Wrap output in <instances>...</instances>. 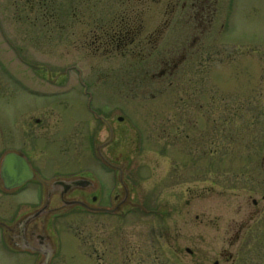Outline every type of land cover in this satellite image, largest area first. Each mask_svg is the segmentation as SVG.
Returning a JSON list of instances; mask_svg holds the SVG:
<instances>
[{
  "label": "rangeland",
  "instance_id": "obj_1",
  "mask_svg": "<svg viewBox=\"0 0 264 264\" xmlns=\"http://www.w3.org/2000/svg\"><path fill=\"white\" fill-rule=\"evenodd\" d=\"M96 1L53 0L48 4L52 21L48 24L36 12V0H28V6L27 0H0V151L14 148L29 154L45 177L54 171L61 175L89 172L99 186L93 204L112 208L110 197L116 194L119 202L123 189L96 159L95 148L103 145L101 153L125 165L129 185L119 214L73 209L52 221L51 228L47 226L55 251L52 264H120L113 254L127 245H136L133 248L138 251L130 264H264V0H230L228 4L209 0L216 11L211 31L204 34L210 49L194 66L201 85L199 92L192 93L168 86L166 79L152 78L154 55L147 62L120 51L106 56L102 48L90 54V43L83 35L92 26L91 16L95 23L98 20L95 6L91 7ZM118 1L99 0L97 5L108 7L111 19ZM147 1L143 7L148 10L140 16L143 34L154 35L160 59L171 45L177 51L186 36L190 40L186 21L195 20L188 10L181 11L183 0ZM99 13L100 8L101 17ZM222 15L227 22L219 33ZM74 66L91 93L92 109L108 113L114 135L108 146L111 135L88 112V96ZM187 100L195 107L189 108L190 148L210 152L204 157L189 153L185 173L189 181L171 191L164 177L176 174L174 164L181 171L182 163L155 156L153 149L166 144L154 141L152 124L155 112L167 116L172 102ZM118 116L122 122L116 120ZM39 117L40 125L28 122ZM212 118L217 122L213 129L208 127ZM197 122L201 126L194 125L193 130ZM22 128L33 129L40 138L34 140L29 134L27 138ZM156 180L161 182L155 184ZM156 186L162 202H168L170 194L179 198L181 210L170 211L167 219L150 216V209L157 206L155 192H160ZM187 186L189 194L181 197L180 189ZM73 196L92 203L97 193ZM57 199L51 205L57 206ZM34 203L36 195L27 188L13 200L12 209L26 212ZM8 219L0 216L4 226ZM37 261L36 254L11 246L0 230V264Z\"/></svg>",
  "mask_w": 264,
  "mask_h": 264
},
{
  "label": "flooded vegetation",
  "instance_id": "obj_2",
  "mask_svg": "<svg viewBox=\"0 0 264 264\" xmlns=\"http://www.w3.org/2000/svg\"><path fill=\"white\" fill-rule=\"evenodd\" d=\"M38 2L37 10L36 12L39 13V17L42 21L45 23L50 24L52 21L49 20L48 13V7L45 3V0H36ZM96 4H92V8L95 6L96 11V19H98V12L99 8L101 9V23L99 20L97 22H94V19H92L93 15L91 16L92 26L90 30L86 32L83 36H85L84 40L88 41L90 43V54L94 55L96 52H99V49L102 48L103 54H106V56L110 55L111 52H121L123 55L126 54L127 56H135L139 58V60L147 61L154 55V59H156V63L154 65V72L150 75L152 78H158V79H166L168 86H175L176 89L180 90L181 92H199V87L201 85L200 79L195 77L199 71L195 70L194 66L197 61L201 59H205L203 57V54L206 50H209V44H205V33H209L211 31V22L212 18L215 14V8L213 7L214 4L210 3L209 0H183L181 5V11H186L191 14L190 18L195 20L193 22L186 21V34L191 35L192 37L190 40L185 38L181 42V46L179 48H175V45H171L170 52L167 54L166 57H162L160 59L156 58V49L157 48V42L152 41L153 34H150L148 32H145L143 34V21L142 19L136 14L139 11H137V7L140 5L134 6L130 1H137V2H144L146 3L147 0H119L118 4V12L114 13L113 15V22H110V9L108 7H104V5H101V7L98 8L97 2ZM77 2V1H76ZM127 2V4L124 5V3ZM91 3V0H88V4ZM29 2L27 0V6ZM25 6H20V9L18 8V11H23V8ZM30 10H33L34 7L32 4L29 5ZM122 9H121V8ZM124 7V8H123ZM146 10V9H144ZM29 11V9H28ZM95 11L93 13H95ZM104 12V15H103ZM187 17L189 18V15L187 14ZM56 19V17H55ZM58 19V18H57ZM59 20V19H58ZM43 22V24H44ZM56 23V20L54 21ZM100 23V24H99ZM193 27H190V26ZM145 29V28H144ZM157 38V37H156ZM180 49V53H178V50ZM159 55V54H158ZM160 57V56H158ZM158 59V60H157ZM153 68V66H152ZM153 70V69H152ZM148 73L147 70H145ZM195 89V90H193ZM174 104V105H173ZM195 108L191 105V101H178L176 103L172 102V105H169V112L167 113V116H160L159 112H155V120L152 124V136L154 141H157L163 145L166 144V148H160L158 145L153 149L154 154L157 153L155 156H164L168 157V160L170 162L176 161L180 162V169L181 171H178V164H174V167L177 169L176 174L171 172L170 177H164L166 186L172 187L171 191H173L174 188H180L182 187L185 182H188L189 179L186 176L187 171V163H190V159L187 160V156H189V153L193 154H199L197 156L204 157L206 152H210L208 149L203 150L201 152L200 149H191V135H193L190 131L191 126V119L189 117V108ZM203 106L199 105L197 109H201ZM34 121L35 124L40 125L41 124V118L38 119L31 118L28 120V122ZM209 122V127L212 126V129L216 127V119L212 118V122ZM34 124V123H33ZM199 127L201 124L199 122L193 124L192 128L195 130L194 127ZM35 127L34 125H32ZM28 127V126H27ZM206 128V126H204ZM203 127V129H204ZM104 128V127H102ZM205 130V129H204ZM216 129H214L215 131ZM23 133H25L26 137L28 138L29 135H31L32 139L37 140L35 138H40V135H36L35 131L32 129H21ZM206 131V130H205ZM29 134V135H28ZM50 136L54 135L55 132L49 133ZM30 137V138H31ZM209 137L207 141L210 139ZM195 140V139H194ZM173 146V147H171ZM11 149H2L0 151V165L2 162L3 154ZM18 151V150H17ZM27 163L29 164V167L31 171L40 179L43 180H51L58 177H71L73 176L72 173H63V175L60 174V171H54L53 174L49 175L48 177H45L42 175L41 168L39 164H37V159L35 160L33 157H31L29 154H26L25 152H21ZM217 151L215 150V153ZM112 161L117 162V160H114L111 158ZM157 162V161H156ZM154 168H157L159 166V163L156 164ZM105 168V167H104ZM109 168H106V172L109 173ZM184 172V173H183ZM214 172V171H213ZM3 176V175H2ZM1 176V170H0V216L10 218L7 220L8 223L14 222L16 219L19 218L22 214L25 212H20L17 210L14 212L12 209L13 200L16 198V196L21 192L24 191L27 188H30L33 190L34 194L36 195V201L39 203L42 202L43 199V187L41 186V183L36 179L32 178L31 180L26 181L23 185H21L18 188L15 189H5V185L7 183L8 186H11L13 183L12 181H9L8 179L5 181L3 180ZM161 180H156L155 184L160 183ZM159 189L160 192H155V197H153V200L156 202L157 206L153 208V212L150 213V216L153 217H160L162 220L164 217L167 219L171 215L172 212L170 211H177L181 210V205L179 198L173 196L172 194L169 195V198L167 197L165 200L168 202H162L161 196L159 193H161L160 187L156 186V189ZM180 196L184 197L185 194H189L188 192V186L185 188V190L180 189ZM77 194V192L73 191V193H69L68 198L75 197L73 195ZM117 196V195H116ZM262 199H264V194L262 195ZM97 201H95L96 203ZM252 204L257 207V202L251 201ZM154 204V202H153ZM25 205V204H22ZM19 205V206H22ZM36 205H32L30 209H28L26 212L30 211L35 208ZM159 206V208H158ZM162 207V208H161ZM264 209V208H263ZM159 218V219H160ZM233 225V224H232ZM243 227V226H242ZM241 227V228H242ZM234 228L237 229V223L234 224ZM240 228V230H241ZM238 237V235L236 236ZM136 245H127L126 248L122 252H117V254H113V259L117 258L125 263L132 262V259L136 258V254L138 251L133 248ZM177 253H180V249H174ZM185 252H189L190 255L192 254V251H190L188 248H184ZM115 253L114 251H112ZM123 255V256H122ZM92 258V256H91Z\"/></svg>",
  "mask_w": 264,
  "mask_h": 264
},
{
  "label": "water",
  "instance_id": "obj_3",
  "mask_svg": "<svg viewBox=\"0 0 264 264\" xmlns=\"http://www.w3.org/2000/svg\"><path fill=\"white\" fill-rule=\"evenodd\" d=\"M101 146L98 147V150H100ZM26 168L27 166L22 158L14 153H8L3 158L1 165L3 179L12 181L13 184L15 183V186L20 185L25 179L32 177L31 173L28 172ZM93 187L94 184L92 182L82 179H77L72 182L61 181L59 183L56 182L52 185H49L47 199L44 206L39 210L23 217L15 225L16 227L14 229L7 228V240L9 244L21 250H29L40 253L42 257L38 264H48L53 253V247L50 238L45 232L46 218L54 211H61L75 205L81 206L91 211H97L98 209L90 208L87 204L80 200L67 201L64 199V193H66L68 190H71V188L93 189ZM56 192H60V205L55 208H51L49 200L51 195ZM116 209H113L110 212H114ZM29 223H34V225L30 226Z\"/></svg>",
  "mask_w": 264,
  "mask_h": 264
},
{
  "label": "trees",
  "instance_id": "obj_4",
  "mask_svg": "<svg viewBox=\"0 0 264 264\" xmlns=\"http://www.w3.org/2000/svg\"><path fill=\"white\" fill-rule=\"evenodd\" d=\"M53 0H45V3L47 6L48 4L52 3ZM78 3H80V0H76ZM38 3V2H37Z\"/></svg>",
  "mask_w": 264,
  "mask_h": 264
}]
</instances>
